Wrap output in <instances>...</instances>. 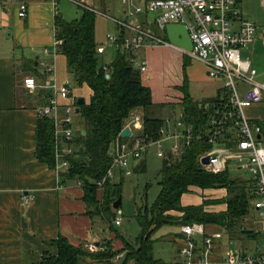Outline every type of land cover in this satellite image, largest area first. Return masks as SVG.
I'll list each match as a JSON object with an SVG mask.
<instances>
[{"label":"crops","instance_id":"0c3cea01","mask_svg":"<svg viewBox=\"0 0 264 264\" xmlns=\"http://www.w3.org/2000/svg\"><path fill=\"white\" fill-rule=\"evenodd\" d=\"M60 1L62 0H0V264H37L42 256H56L57 249L50 242L58 236L65 237L72 246L82 247L85 250L90 244L103 250L106 248V243H109L112 250L118 252L117 256L120 257L117 262L112 259L111 264H121L124 245L115 250L112 241L106 238L104 235L106 223L84 202L82 186H78L79 181L75 179L60 181V175L54 168L40 162L35 156V128L39 118L37 110L45 105L49 97L54 96L51 86L65 83L70 88V99L63 100L55 96L61 107L68 104L71 99L76 100L80 97L88 103L91 96V90L86 85L76 87L73 76L67 70L65 57L60 52L54 53L52 47L56 39V17L66 21L59 10ZM143 1L129 0L125 3L126 9L141 5ZM259 1L264 5V0ZM243 3V0L238 2L241 14L244 11ZM21 4L27 7L24 18L17 16ZM88 4L91 6L89 1ZM122 4L124 3L121 1ZM126 9L119 10V14L124 15L121 19L129 23L152 26L148 23L153 19V15L139 14L132 20L124 13ZM106 48L107 46L105 50ZM165 49L171 48L146 47L132 54L131 57L136 65H141L143 61L146 64V70L140 73V79L141 83L150 89L152 106L149 108V113L172 127L176 122L181 121V103L184 96L181 87L185 85L190 98L196 103L203 104L207 100L221 99L223 86L220 80L208 78L206 67L201 62L171 49L187 57L183 71L178 68V64L174 68L166 58L168 52ZM44 50H47L46 56L43 54ZM243 50L242 59L247 60L256 70L255 81H263V27L260 36H256L250 45L243 48L240 56ZM136 55L140 61H136ZM42 62L46 66H52L53 72L47 73L41 66ZM30 73L35 83L42 85L33 94L28 93L23 85L24 78ZM238 88L242 93L246 86L242 84ZM213 104H204L208 115ZM59 109L61 114L62 108ZM244 113L250 123L261 128L257 137L259 136L260 144L264 145V94L261 102L249 106ZM143 114L142 109H136L131 115H139L143 118ZM128 123L129 120L126 121L125 127ZM142 129L131 127V137L127 142L128 146V143H132L130 148L134 146L133 138L137 137ZM79 132L82 134L84 132L81 122L73 125L72 147L74 148ZM53 135L55 144V130ZM228 140L227 133L223 144ZM169 142L171 145L174 143L170 140ZM169 149L164 153L169 152ZM141 163L143 161L133 170L136 171ZM236 169L239 170L237 166ZM113 174L114 178L111 181L115 183L121 182L125 177L118 168H114ZM115 177L119 181H115ZM101 190H98V197ZM223 191L225 190H207L203 193L193 191L183 195L181 203L183 206L198 205L202 199H221L225 197L224 193L226 194ZM218 192L220 194H213ZM205 193L213 195L207 197ZM24 198H28L27 203H24ZM207 209L213 212L223 211L225 205H209ZM115 219L116 217H114V225L118 226L115 224ZM247 225L256 232L255 238L240 236L229 239L221 227L205 226L204 235L195 236L196 254L210 263L220 262L226 252L235 249L257 254V247L264 246V239L260 233L262 222L260 220L256 225V220L251 217ZM180 227L171 236L177 246L178 256L179 249L185 242ZM109 230L112 231L111 224ZM215 234L220 236L216 238ZM235 243L237 247L234 246Z\"/></svg>","mask_w":264,"mask_h":264},{"label":"trees","instance_id":"16d2710c","mask_svg":"<svg viewBox=\"0 0 264 264\" xmlns=\"http://www.w3.org/2000/svg\"><path fill=\"white\" fill-rule=\"evenodd\" d=\"M94 20V14L82 9L79 20L68 22L57 16L55 21V38L62 40L59 52L66 59L68 72L73 76L76 87L86 85L91 90L88 103L79 106L77 115L84 134L78 133L74 154L69 159L70 167L60 175V181H79L86 205L110 225L115 217L112 205L121 197V182L106 181L99 197L96 183L110 167L115 145L129 141L120 135L126 121L134 110H143V129L133 138L134 141L138 137L147 141L157 140L164 123L149 113L152 106L150 89L141 83L140 71L130 55L117 52L111 64L104 66L99 62ZM181 89L184 96L180 120L195 133L207 123L204 104L211 105L216 101L196 103L190 98L185 85ZM53 132L52 120L39 117L35 128V156L50 168L54 167ZM128 144L132 145L131 142ZM210 148L203 140L195 139L180 154H164L158 173L159 194L149 209L146 205L137 209L135 219L140 233L133 244L123 243L121 264H162L153 256L152 236L163 226L179 227L191 223L204 227L216 225L229 239L256 237V232L247 225L255 199L254 181L250 178H231L229 168L219 174L205 171L198 158ZM145 169L143 162L136 172L142 173ZM218 189L226 191L224 198L202 199L198 205L183 206L181 203L185 194ZM213 204H224L225 210L209 211L207 207ZM50 244L56 247V256H42L37 264H111V260L118 255L109 243L97 253L74 247L63 236H58Z\"/></svg>","mask_w":264,"mask_h":264},{"label":"built area","instance_id":"2783aa9c","mask_svg":"<svg viewBox=\"0 0 264 264\" xmlns=\"http://www.w3.org/2000/svg\"><path fill=\"white\" fill-rule=\"evenodd\" d=\"M69 1L81 9L115 23L117 35H107L105 39L107 45L114 48L116 52L129 55L130 52L135 54L146 47H169L201 62L206 67L208 78L220 80L223 86V97L211 106L207 123L197 132L194 133L190 126H184L181 121H178L172 127L164 124L160 128V137L157 140L147 141L145 138L138 137L131 148L125 143H117L110 167L104 177L96 183L97 188L101 189L106 181L114 178V168L120 169L124 176H129L130 161L139 159L141 151L149 144L159 149L157 156L162 158L165 154L160 150L163 141H173L169 152L180 154L192 140H203L211 146L210 150L198 158L199 164L205 171L212 174L222 173L229 168L230 162L234 161L239 170L250 174V179L255 185L253 209L262 222L260 233L264 239V145H261L257 138L261 128L250 123L244 113L249 106L261 102L264 94V79L261 82L255 81L256 70L247 60L240 57L241 50L254 41L256 27L238 10L239 0H144L143 4L135 5L124 12L132 20L139 14L153 15V19L148 24L161 32H165L168 24L183 25L192 44L191 50L172 45L166 39L159 37L150 26L107 16L90 6L86 0ZM121 1L125 4L129 0ZM54 8L56 9L55 1ZM26 14L27 7L21 4L17 16L24 18ZM61 44L62 40H54L52 44L54 53L59 52ZM104 50L105 46L96 48L98 55H102ZM43 54L46 56L47 50H44ZM41 66L47 73L53 72L52 66H46L43 62ZM136 67L140 73L146 70L144 61ZM237 84L246 86L242 93ZM23 85L30 94L42 87L35 83L32 75L24 78ZM51 88L54 96L49 97L45 105L37 110V115L53 121L55 130L53 168L58 175H61L68 171L69 159L74 154L72 131L73 117L77 115L75 114L76 102L71 99L68 104L61 107L55 96L63 100L70 99L69 86L65 83L53 84ZM59 108H62L61 114H59ZM126 127L130 130L131 127L142 129V118L139 115H131ZM227 133L229 144L228 142L223 144ZM204 157L208 158L207 165L201 164V159ZM78 186H81L80 182ZM27 202L28 198H24V203ZM115 224L119 225L120 220L116 218ZM180 232L185 236V242L179 249L181 258L179 264H264V246L257 247V254L240 249L228 251L220 262L210 263L196 254L195 236L204 235V226L198 223L182 225ZM214 236L218 238L220 235ZM86 250L89 253L102 251L93 244L86 246ZM119 258L116 256L113 259L117 262Z\"/></svg>","mask_w":264,"mask_h":264},{"label":"rangeland","instance_id":"374dc122","mask_svg":"<svg viewBox=\"0 0 264 264\" xmlns=\"http://www.w3.org/2000/svg\"><path fill=\"white\" fill-rule=\"evenodd\" d=\"M91 6L95 9L100 10L105 13L107 16L112 18L121 19L124 15L119 14V10L121 8H125L126 4L121 5V0H88ZM87 1V2H88ZM243 12L242 16L253 22L256 27V35L255 37H259L261 34V28H264V5L260 4L259 0H243ZM59 10L62 17L70 22L74 20H79L81 18L82 9L78 8L76 5L72 4L68 0H62L59 3ZM127 10V9H126ZM239 10V8H238ZM87 11V10H86ZM89 12V11H88ZM91 13V12H90ZM93 14V13H92ZM126 19V18H125ZM95 25V42L99 46H107L105 53L102 56H99V62L109 65L115 58L116 50L111 46H108L106 43V36L117 35V26L115 23L107 18H104L99 15H95L94 20ZM151 29L161 38L166 39L165 33L158 31L153 25ZM168 52L166 58L173 64L174 68H176V64H178V68L181 70L184 67L187 57L180 54L177 51L171 49H165ZM244 50L242 51L241 58H244ZM136 61H140L138 56L136 55ZM183 71V70H182ZM237 86H241V84H237ZM77 100V99H76ZM75 100V102H76ZM79 118L77 116L73 117V125L79 124ZM171 146V142L163 141L161 151H167ZM159 152L158 148L155 145L149 144L146 146L140 154V158L136 160H131L129 164V169L131 171V175L125 176L121 180V197H120V206L115 211V217L121 221L120 225H114V218L111 221L112 231L109 230V224H105V233L107 239H110L114 245L115 250L119 249L124 242H128L133 244L140 233V228L135 219V213L137 209L147 206L149 209L151 205L156 200L160 186L158 184L159 177L158 173L161 168L162 159L157 157V153ZM143 161L146 165V169L142 173H138L133 168L139 163ZM230 176L231 178H239V179H249L250 174L243 170L236 169L234 161L230 162ZM115 171H118L115 169ZM119 179V178H118ZM117 177H115V181ZM119 181V180H117ZM226 192V191H223ZM198 193V192H197ZM220 194L213 193V194ZM224 196L226 194L224 193ZM215 200V199H214ZM214 205V204H213ZM254 218L257 223L260 222L258 217V213L252 208L250 212L249 218ZM178 231L177 226H163L159 230H157L152 239L154 240L153 245V256L155 259L162 262V264H176L181 260V258L177 254V246L173 242L171 236ZM235 247L236 243L234 244ZM232 248V247H231Z\"/></svg>","mask_w":264,"mask_h":264},{"label":"water","instance_id":"95a60500","mask_svg":"<svg viewBox=\"0 0 264 264\" xmlns=\"http://www.w3.org/2000/svg\"><path fill=\"white\" fill-rule=\"evenodd\" d=\"M165 33L166 37L169 43H171L174 46H177L179 48H182L184 50H191L192 49V44L189 39L188 32L186 28L183 25L179 24H168L165 27ZM130 56H132V53H129ZM135 66H137L135 64ZM108 78V76H106ZM84 99L82 97L77 98L76 100V107H75V114H79V106L84 104ZM84 134V132H83ZM121 137L123 138H130L131 137V132L129 128H124L121 131ZM259 138V136L257 137ZM201 164L202 165H207L208 164V158L204 157L201 159ZM120 204V198H118L112 205V208L114 210L118 209Z\"/></svg>","mask_w":264,"mask_h":264}]
</instances>
